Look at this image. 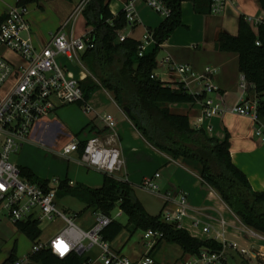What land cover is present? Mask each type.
<instances>
[{"label":"built area","instance_id":"2783aa9c","mask_svg":"<svg viewBox=\"0 0 264 264\" xmlns=\"http://www.w3.org/2000/svg\"><path fill=\"white\" fill-rule=\"evenodd\" d=\"M135 1L128 0L124 8L131 27L140 22ZM146 1L164 16L170 15L171 10L164 0ZM86 2L87 0H84L83 4L80 3L69 19L40 46L36 45L32 36L27 5L16 3L0 15V46H5L8 50L0 55V206L7 210L15 224L29 219L41 222L61 218L65 222V226L49 240L34 243L26 256L7 258L1 264H29L30 255L45 248L51 249L60 258L74 252L83 254L88 258L84 264H156L152 250L163 237L161 231H145L148 249L138 260L122 255L115 251L112 243L103 236V230L112 222L113 216L96 212L93 226L88 230L81 228L73 219L76 215H68L57 205L60 179L48 180L47 184L31 181L10 158L13 152L30 140L38 121L59 107L82 103L88 112L94 111L93 106L84 98L81 84L87 75H76L61 61L63 58L76 60L83 66L82 54L94 47L89 33L78 36L74 31L73 15L81 13ZM235 2L236 0H212L211 13L221 14L228 4L236 5ZM245 18L255 26L264 22V16L258 19L251 16ZM126 38L127 35L122 33L120 40L124 41ZM153 42V33L148 31L141 41L140 55H143ZM160 64L166 65L175 75L176 83H183L191 93L203 95L198 101L202 107L200 114L190 120L192 128L210 131L211 119L235 114L251 118L257 124L256 136L264 142V121L260 117L259 102L256 97H245L250 90V83L244 75L239 84L243 96L237 103L227 107L220 97L213 96L219 91L214 82L217 68L208 66L204 72L199 73L189 64L176 62L170 55L160 61ZM152 77L159 78L156 72ZM99 116L105 123L103 132L67 143L63 147L62 155L71 157L78 154L79 161L88 169L126 180L119 175L124 169L125 161L121 151V136L117 129L118 120L109 112H103ZM159 176L160 174L156 173L155 177ZM142 185L160 191L154 177H145ZM165 200L162 218L179 228H184V219L190 217L186 192H169ZM191 221L193 229H200L207 238L223 243L224 248L222 251L204 248L198 255H189L185 264H239L231 260V250L250 260L258 261V257H264L263 246L258 249L248 248L230 239L229 227L234 226V223L226 219H221L219 228L205 224L198 217H192ZM239 229L242 233L251 234L264 241V233L243 223ZM93 251H96L95 257L92 256Z\"/></svg>","mask_w":264,"mask_h":264},{"label":"trees","instance_id":"16d2710c","mask_svg":"<svg viewBox=\"0 0 264 264\" xmlns=\"http://www.w3.org/2000/svg\"><path fill=\"white\" fill-rule=\"evenodd\" d=\"M38 1L18 0L17 3L27 5ZM184 1L164 0L171 13L151 31L154 42L140 55L141 41L130 36L120 40L129 26L126 11L123 9L114 14L109 0H87L81 14L90 28L88 33L94 47L87 49L81 58L91 74L81 83L84 98L89 101L97 90H108L123 109H128L127 116L152 146L194 169L203 182L219 193L243 224L264 233V191L255 190L247 174L233 161L229 134L225 139L210 136L205 129L192 128L188 114L175 113L170 108L171 103L198 102L203 95L191 93L183 83L172 85L152 77L159 67L158 55L162 45L183 24ZM190 1L197 13H211L212 0ZM259 2L264 12V0ZM216 48L238 54L240 72L258 99L260 117L264 121V22L255 31L242 15L238 33L219 32ZM21 171L31 181L49 182L28 167H21ZM65 195L77 197L94 213L100 211L112 216L119 206L127 215L129 226L134 229L161 231L163 237L154 248L163 241L179 245L184 255H198L204 248L216 251L224 248L223 243L215 239L196 237L187 229L165 221L163 209L157 215L149 213L128 180L104 174L103 185L91 187L84 183L72 184L66 178L58 190V197ZM16 225L33 244L40 241L42 229L39 220L29 219ZM124 228L123 223L113 219L103 230V236L113 242ZM230 254L233 262L255 264L239 252L231 250ZM16 256L14 249L9 259ZM30 259L31 264H84L88 258L76 252L60 258L45 248L31 254ZM257 264L264 263L260 261Z\"/></svg>","mask_w":264,"mask_h":264},{"label":"rangeland","instance_id":"374dc122","mask_svg":"<svg viewBox=\"0 0 264 264\" xmlns=\"http://www.w3.org/2000/svg\"><path fill=\"white\" fill-rule=\"evenodd\" d=\"M83 2L84 0H82L80 3L83 4ZM248 3H244L243 6L245 8L248 6V8L252 10L256 9V7L258 8V5L254 0L251 2L249 1ZM135 4L137 7V12L141 18V22L135 27L128 26L124 33L139 41H143V38L147 33L146 26L158 24L160 20L166 16L155 10L146 0H136ZM240 4L241 3L238 1L237 8ZM27 7L29 10L32 36L36 45L40 46L38 45V41H47L49 39L50 31L53 30L57 24L56 15L59 16L58 10L61 9L56 7L54 4L41 7L35 2L28 3ZM2 8H4V5L3 3H0V10ZM183 8V24L170 36L169 41L183 46L184 50L181 49L180 51L184 55L187 54V51H189V53L191 52L192 54H197V61H199V65L197 66L200 69H205V67L210 66L212 68H217L218 70L219 67L222 68V66H225L227 63L222 65L220 61H217V63L209 62L207 59V54L204 55L201 54V52L204 50V46H206L203 38L206 40V35H208L209 30L208 27L218 21H221V19L226 16V12H223L222 14L210 13L204 17L205 14H197L193 10V5L190 0L184 1ZM245 14L246 16L249 15L255 19H258L257 17H254L255 15L252 13L245 12ZM75 15L76 13L73 15V17H75L74 31L76 35L79 36L88 33L90 28L86 26V21L83 15L81 13L76 16ZM209 37L213 38L211 34ZM168 51L171 52V49H161L158 55V61H161ZM184 51L186 52L184 53ZM216 51L218 53H223V51L220 50ZM6 52H8L6 47L0 46V55ZM61 61L66 64L69 69L74 71L76 75L79 76L83 73L86 74L87 77L85 80H87L89 75H91L84 62L83 67L76 60L63 58ZM223 76L224 73L214 74L215 82L216 79ZM93 98V102L101 103L103 106L100 111L95 109L92 111V113L96 112L98 117H100L99 115L103 112H109L112 113L117 120H122L124 118V114L116 106L112 97L104 90V88L95 93ZM171 104L175 105L174 103ZM173 112L177 113L180 111L173 109ZM92 113L88 112L82 103L68 104L59 107L52 114L38 121V129L33 133V135L31 134V140L28 143L26 142L22 147L11 154V161L20 166H30L38 176L48 178L51 181L53 179L64 180V178L66 179L68 173L69 177L73 176L75 178L77 174L73 172L75 169L79 168L78 180H80V182L92 187H101L104 178L103 173L84 168L79 162H77L75 155H73L71 158L62 155L64 145L76 139H83L89 133L88 131L90 128L87 124L89 118L93 117ZM99 119L96 121L97 124L100 123ZM51 124L58 125V128L53 130L50 129L47 132L46 130ZM43 134L48 138L43 140ZM140 178L141 175L137 174L135 177H133V180L134 182H138ZM164 180H166L165 177L158 178L156 180L160 191H154L138 183H135L137 185L134 186L135 195L144 204V206L147 208V211L153 215L159 214L163 209L164 196H161V194H164ZM57 205L68 215L72 217L76 215L77 217H74L73 219L75 223L83 229L88 230L95 220V213L92 211V209L88 208L87 204L72 195L58 197ZM119 213H121V210L119 206H117L114 209L112 216L114 219H117L123 223L125 228L121 235L112 243V246L117 251H120L132 259L140 257L148 249L147 239L145 238V230L134 229L132 226H129L127 215ZM225 216L228 218L232 217L233 215L231 216L230 214H225ZM0 217L2 219L0 221V262L7 258L14 249L17 256H26L33 246V241L22 230H19L17 225L9 217L7 210L2 206H0ZM232 220H235V225L241 228L242 222L240 219L233 216ZM40 226L42 229L40 240L45 242L53 237L57 233L58 229L65 226V222L61 218H56L53 221L43 220L41 221ZM200 238L204 239L203 237ZM237 241L241 245L248 248L254 247L258 249L260 246L264 247L263 240L247 233H242ZM167 245H169V243L165 241L162 242V254L169 255L168 252L171 248ZM173 248L175 247H172V249ZM95 253L96 251L92 252L93 257H95ZM173 256L178 258L179 261H183V258L181 257V251L180 253H174ZM263 260V256L258 257V261L251 259V261L255 264ZM29 264H31V262Z\"/></svg>","mask_w":264,"mask_h":264},{"label":"crops","instance_id":"0c3cea01","mask_svg":"<svg viewBox=\"0 0 264 264\" xmlns=\"http://www.w3.org/2000/svg\"><path fill=\"white\" fill-rule=\"evenodd\" d=\"M109 1H110L111 10L114 14H117L120 10H123L125 8L126 3L128 2V0H109ZM238 1L241 4L237 8ZM249 1L251 2L253 0H236L235 2L236 5L228 4L226 10L224 11V13L226 12L225 13L226 16H224L221 19V21H218L212 24L211 26H209L208 35H206V40L203 38V41L206 46H204V50L201 52V54L204 55L207 54L208 56L207 59L209 62L217 63V61H220L222 65H224V63H227L225 66H222V68L219 67L217 72L215 73V74L224 73V76L216 79V82L214 80V82L219 88V91L218 94L216 93L215 95H213L216 97H220L227 107H230L235 103H237L240 97L243 96L242 91L239 87L240 78L242 79L243 74L240 72L239 69V56L236 55L237 53H233V52L225 53L224 51L223 53H218L216 51L217 50L216 41L218 34L221 31H227L231 34H237L239 31L240 18L242 15L246 16L245 12L252 13L255 15L254 17L257 18L264 16V12L262 10L259 0H254L258 5V8L256 7V9L254 10L249 9L248 6L246 5H245L246 8L243 6L244 3L246 4ZM17 2L18 0H0V3H3L4 5V8L0 10V15L4 14L5 11H7L11 6L15 5ZM80 2L81 0H72V1L39 0L38 2H35L37 3V5H40L41 7H45V5L54 4L56 7L61 9L58 10L59 16L56 15L57 24L53 28V30L50 31L49 39L52 33H54L67 19H69L73 11H75L77 6L80 4ZM192 5H193V10L195 11L193 2ZM207 15L209 14H205L204 17H206ZM138 17L141 22L139 13H138ZM28 18H30L29 10H28ZM163 20L164 18H162L158 24L146 26L147 32L152 31L154 28L159 26V24ZM251 25L253 26L254 30L257 31L258 26H255L253 24ZM210 34L212 35L213 38L209 37ZM127 36L129 35L127 34ZM47 41L40 40L38 41V45H43ZM162 49H168V50L171 49V52L168 51L167 54L162 58V60L166 56L170 55L176 62L191 65L196 72L201 73L204 72V70L206 69V67L205 69L198 68L197 65H199L198 63L199 61H197L198 59L197 54H192L191 52L189 53V51H187L186 55L182 54L180 50L181 49L184 50L183 46L178 45L175 42H170L169 39L165 42ZM185 52L186 51H184V53ZM194 52H199V51H194ZM158 63H159V67L156 70L158 77L164 80L166 83H171L172 85H174L176 83L175 75H173L169 71L166 65H161L160 60L158 61ZM99 90L94 92L93 95L97 93ZM104 90L110 94L116 106L124 114V118L122 120H118V124H117V129L121 136L122 156L125 161L124 169L121 172L122 174L120 173L121 175L120 174L119 175L126 178V180H128L133 186L137 185L135 183L142 185L143 179L148 176L154 177L155 182L158 178L165 177L166 180H164L163 182L164 194H161V196H164L163 208L165 206V201H166L165 199L167 193L170 192L174 194L183 191L186 192V194L188 195L190 217H186L184 219L183 223L185 229H187L192 235L196 237L207 238L208 236L205 233H203L200 229L196 230L192 228L191 225L192 217H198L202 219L205 224L211 225L216 228H219L221 226V222H220L221 219H226L228 222L232 224L234 223V226L229 227L230 234L228 236L230 239L237 241L240 235L242 234V231L239 229V226L235 225V220H232V218L233 216H235L238 219L240 218L224 202V200L221 198L219 193L215 189H213L210 185L203 182L199 174L194 169H192L182 161L172 159L168 154L152 146L136 129L133 122L127 116L124 109L116 102L112 94L108 90L106 89ZM93 95L90 98L89 103L94 107L95 110L100 111L103 108V106L101 105V103L93 102L94 100ZM245 97L250 99L254 98L255 97L254 91L249 90V92L246 93ZM174 104L175 105L169 104L172 111L173 109H177L178 111H180L177 113L188 114L190 116V120L195 115L200 114L202 109L200 102L174 103ZM92 114L93 117L89 118L87 124L90 128L88 131L89 133L83 139H86L96 133L103 132L105 128V123L101 120L100 117H98V114L96 112ZM98 119L100 123L97 124L96 121H98ZM210 123L212 127L210 131H207L208 134L210 136L218 137L219 139H225L227 133L229 134L230 142H231V155L233 161L235 162L236 165H238V167H240L247 174L255 190L264 191V142L261 141L255 134V128L257 124L249 117L235 115V114H226L224 117H214L213 119L210 120ZM38 126L39 123L32 131V135L34 132H36ZM55 128L57 129L58 125L51 124L46 131L48 132V130L50 129L53 130ZM44 134L42 135L43 140L48 138ZM74 155L77 162H79L84 168L87 169V167L79 161L78 154H74ZM20 167H28L35 173V171L30 166H20ZM78 170L79 168L75 169L76 172L75 171L73 172L77 174L75 178L73 176L69 177V173L67 174L66 178L67 179L70 178V181L75 184L82 183L80 182V180H78L79 179ZM156 173H159L160 176L155 177ZM137 174L141 175V178L140 180H138V182H134L133 177H135ZM40 178L45 180H50L48 178H43V177ZM119 214H123V213L121 212ZM225 214H230L231 216L232 215L233 216L227 218ZM92 226L93 224L91 225V227ZM60 229H58L57 232L60 231ZM167 246L171 248L169 249L168 252L169 255L162 254V242L156 248H153L154 250L153 255L155 256L156 264H185V261L187 260L189 255L187 256L184 255L182 249L177 244H169ZM172 247L175 248L172 249ZM114 250L117 251L116 249ZM180 251L183 261H179L178 258L173 256L174 253H178V252L180 253ZM117 252L122 255H125L120 251ZM170 252L173 254H171ZM145 253H143L140 257L133 258V260H138ZM10 255L7 258H9ZM7 258L1 261L0 264L3 263Z\"/></svg>","mask_w":264,"mask_h":264},{"label":"water","instance_id":"95a60500","mask_svg":"<svg viewBox=\"0 0 264 264\" xmlns=\"http://www.w3.org/2000/svg\"><path fill=\"white\" fill-rule=\"evenodd\" d=\"M124 111H126V113L128 112V109H124ZM263 263H264V260H263Z\"/></svg>","mask_w":264,"mask_h":264}]
</instances>
